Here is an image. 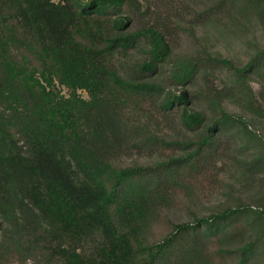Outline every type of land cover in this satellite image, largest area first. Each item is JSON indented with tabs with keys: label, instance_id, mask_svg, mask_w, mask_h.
Wrapping results in <instances>:
<instances>
[{
	"label": "trees",
	"instance_id": "1",
	"mask_svg": "<svg viewBox=\"0 0 264 264\" xmlns=\"http://www.w3.org/2000/svg\"><path fill=\"white\" fill-rule=\"evenodd\" d=\"M254 17L264 28V0H0V264H264V201L161 228L166 190L213 154L224 125L241 123L264 158L256 128L223 108L207 124L188 87L221 61L236 85L207 82V96L244 91L264 116L250 84L258 76L264 95V45L243 64L173 45L209 44ZM177 103L187 127L207 124L199 138L161 134L157 114ZM154 147L176 152L129 161Z\"/></svg>",
	"mask_w": 264,
	"mask_h": 264
},
{
	"label": "rangeland",
	"instance_id": "2",
	"mask_svg": "<svg viewBox=\"0 0 264 264\" xmlns=\"http://www.w3.org/2000/svg\"><path fill=\"white\" fill-rule=\"evenodd\" d=\"M248 24L249 27L226 28L223 34L214 37L215 39L209 44L205 43L206 39L200 38L199 41H195L183 34L176 37L173 45L178 54L191 56L197 55L202 45H209L214 53L230 58L236 64H243L256 51L255 40L258 44L264 45L262 24L257 21L256 17ZM131 59L134 60V57ZM120 61L122 62V59ZM204 64L194 81L188 85L193 95L191 106L205 112L207 124L220 115L222 108L236 116H242L264 138V116L258 115L248 106L244 91H238L237 96L231 98H222L219 105L215 104L205 92L207 82L214 89L226 84L235 87L233 69L228 64L216 60H208ZM166 73L165 71L161 75L162 81L173 89H179L180 86L172 83ZM254 77L255 79L250 80V84L254 89L256 100L264 106V95L260 93L259 77ZM82 93L88 97L86 91ZM182 107L183 105L177 103L172 110L167 112L170 115L169 119L163 117V114H157L164 138L195 140L205 131L206 123L197 130L183 124L179 116ZM244 131L243 125L236 121L224 125L217 132L218 144L213 154L201 157L202 162L196 169L187 171L188 173H184V178L179 179L177 184L170 185L166 190L168 195L171 192V198L165 207V218L161 225L163 231H168L174 223L191 221L196 215H208L227 206L239 204L257 206L264 201V158L256 161L260 157L263 146L258 138L253 139ZM175 152L174 147L173 149L154 147L143 151L141 157H133L129 161L140 160L144 164H155L159 160L167 159Z\"/></svg>",
	"mask_w": 264,
	"mask_h": 264
}]
</instances>
